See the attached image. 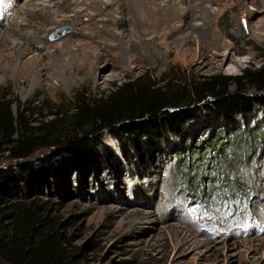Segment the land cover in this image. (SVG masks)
Returning a JSON list of instances; mask_svg holds the SVG:
<instances>
[{"label": "rangeland", "instance_id": "rangeland-1", "mask_svg": "<svg viewBox=\"0 0 264 264\" xmlns=\"http://www.w3.org/2000/svg\"><path fill=\"white\" fill-rule=\"evenodd\" d=\"M27 1L0 0V94L6 96L11 115H21L27 128L51 121L56 112L72 110L71 99L80 93L93 99L136 79L159 87L171 81L189 89L207 78L222 79L232 91L235 85L231 79L264 65V40L251 34L254 23L264 15L250 19L229 5L220 9L211 5L209 25L215 44L194 36L190 25H202L198 19L182 30V36L190 37L192 44L176 39L169 44L170 53L164 49L154 53L150 46H140L138 35L118 34L123 39H114V45L135 51L139 47L143 57L137 59L132 52L118 61L113 80L99 79L97 84L73 53L66 52L65 72L59 69L49 54L68 44L62 40L69 38L75 24L52 23L55 25L43 36L42 46L26 45L34 56L45 55V48L50 49L45 57L39 56L42 60L37 59L49 63L43 74L52 78L47 86L45 78L33 85L31 75L14 71L19 64L7 57L4 39L17 22H21L22 31L25 22L33 19L23 14L29 8ZM41 1L56 11L51 0ZM254 1L264 11V0ZM251 6L248 2L250 12ZM107 37L109 42L111 36ZM202 50L207 51L205 57L199 56ZM229 54L241 62L236 66L221 64ZM108 67L101 64L94 73L106 78L111 73ZM245 92L254 94L255 88L248 86ZM24 110L27 113L22 115ZM256 128H264V109L256 108L249 116L226 122L202 114L187 124L185 134L166 135L153 145L156 153H150L142 140L141 157L134 151L124 157L116 140L103 134L92 147L95 163L67 164L54 173V166L65 154L48 148L19 162L5 154L0 165L26 167L18 168L22 183L11 192L10 203L38 204L43 216L59 224L56 231L62 249L73 256L71 264H264V211L254 205L257 195L264 200V146L252 136ZM237 134L245 144L241 160L233 155ZM176 154L180 162L175 160ZM37 168L49 174L43 180L30 179L29 170ZM257 210L263 213L260 220L253 217Z\"/></svg>", "mask_w": 264, "mask_h": 264}, {"label": "trees", "instance_id": "trees-1", "mask_svg": "<svg viewBox=\"0 0 264 264\" xmlns=\"http://www.w3.org/2000/svg\"><path fill=\"white\" fill-rule=\"evenodd\" d=\"M231 80L232 91L220 78L202 79L189 89L171 81L159 87L136 79L93 99L77 94L71 99L72 110L56 112L51 121L33 128L25 126L21 115H11L6 96L0 94V161L5 154L19 162L38 150L58 148L65 155L54 166V173L67 164L95 163L92 147L103 134L116 140L124 157L129 158L130 151L141 157L142 140L150 153H156L153 145L166 135L185 134L187 124L202 114L226 122L264 109V65L244 70ZM248 86L255 88L254 94L245 92ZM252 136L264 146V128H256ZM238 137L233 155L241 160L245 144L239 140L242 135ZM18 168L26 169L22 164L0 165V264H71L73 256L62 249L56 231L59 224L43 216L38 204L10 203L11 192L22 183ZM48 174L44 168L29 170L30 179L43 180Z\"/></svg>", "mask_w": 264, "mask_h": 264}, {"label": "bare ground", "instance_id": "bare-ground-1", "mask_svg": "<svg viewBox=\"0 0 264 264\" xmlns=\"http://www.w3.org/2000/svg\"><path fill=\"white\" fill-rule=\"evenodd\" d=\"M186 1L188 0H51L56 10L52 11L41 0H28L25 5L29 8L23 14L30 15L33 19L25 22L22 31L21 22H17L15 30L11 27V30L5 33L4 39L9 51L7 57L12 63L19 64L14 69L19 75L25 77L26 74L31 75L33 85L39 78H45L43 82L47 86L52 77L50 74H43V72L47 71L49 63L41 62L42 59L39 56L45 57L50 49L45 48L43 53H46L45 55L34 56V53L26 45L32 43L42 46L43 36L55 25L52 23H57V21L60 24L73 22L75 27H73L69 38L65 41L62 40L68 44H60L61 46H57L49 55L55 60L59 69L65 72L63 67L68 64L66 52L73 53L78 65L84 67L86 74L92 75L93 82L97 84L99 79L113 80L116 77L115 70L118 61L129 57L132 52L137 59L143 57L139 47L135 51L134 48H124V50L122 46L114 45V39H123V36L118 34L129 32L134 34V37L138 35L140 46L148 45L154 53H159L161 49L170 53L169 44L176 39H180L182 43L192 44L190 37L182 36V30L188 26L190 21L197 19L202 22V25H190L194 30V36L204 43L215 44V33L209 25L210 19L213 17L209 11L211 5H216L218 9L229 5L232 10L239 11L240 14L250 19L264 15V11L258 8L257 2L254 0H247L254 7L251 12L247 10L248 2H244V0H226L224 5V0H189V5H186ZM99 6H104V8L100 9ZM17 12L18 8L15 13L17 14ZM258 32H264V18L254 23L251 33L264 40V34L259 35ZM107 35L112 37L109 42ZM35 50L41 52L40 48H35ZM206 54L207 51L202 50L198 55L205 57ZM26 56L31 57L25 59ZM214 57L219 59L221 56L215 55ZM226 62H231L236 66L241 61L238 62L229 54L221 61V64ZM101 64L109 66L108 68L111 69V73L106 78L94 73ZM129 71L133 72L134 68ZM40 80L42 81V79ZM262 191L258 190L257 193ZM254 205H258V208L264 211V200H261L259 195H257ZM261 211L254 212L255 216L253 217L257 220L262 219Z\"/></svg>", "mask_w": 264, "mask_h": 264}, {"label": "water", "instance_id": "water-1", "mask_svg": "<svg viewBox=\"0 0 264 264\" xmlns=\"http://www.w3.org/2000/svg\"><path fill=\"white\" fill-rule=\"evenodd\" d=\"M51 39H53V38H51Z\"/></svg>", "mask_w": 264, "mask_h": 264}]
</instances>
